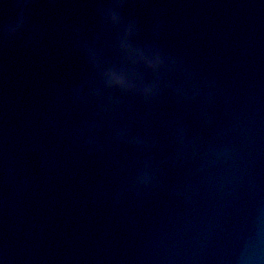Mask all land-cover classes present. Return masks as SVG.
<instances>
[{
	"label": "water",
	"instance_id": "water-1",
	"mask_svg": "<svg viewBox=\"0 0 264 264\" xmlns=\"http://www.w3.org/2000/svg\"><path fill=\"white\" fill-rule=\"evenodd\" d=\"M0 264H264V0H0Z\"/></svg>",
	"mask_w": 264,
	"mask_h": 264
},
{
	"label": "clouds",
	"instance_id": "clouds-1",
	"mask_svg": "<svg viewBox=\"0 0 264 264\" xmlns=\"http://www.w3.org/2000/svg\"><path fill=\"white\" fill-rule=\"evenodd\" d=\"M214 86V85H213Z\"/></svg>",
	"mask_w": 264,
	"mask_h": 264
}]
</instances>
